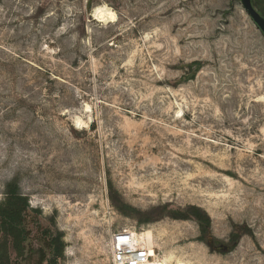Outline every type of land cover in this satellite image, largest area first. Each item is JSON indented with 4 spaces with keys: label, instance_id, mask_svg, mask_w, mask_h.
Returning a JSON list of instances; mask_svg holds the SVG:
<instances>
[{
    "label": "rangeland",
    "instance_id": "rangeland-1",
    "mask_svg": "<svg viewBox=\"0 0 264 264\" xmlns=\"http://www.w3.org/2000/svg\"><path fill=\"white\" fill-rule=\"evenodd\" d=\"M11 184L17 264L58 233V264H112L120 231L164 264H264V36L241 0H0V203Z\"/></svg>",
    "mask_w": 264,
    "mask_h": 264
},
{
    "label": "trees",
    "instance_id": "trees-1",
    "mask_svg": "<svg viewBox=\"0 0 264 264\" xmlns=\"http://www.w3.org/2000/svg\"><path fill=\"white\" fill-rule=\"evenodd\" d=\"M262 0H252L253 6L264 16V8L261 7ZM198 65L193 63L192 66ZM199 70H195L194 74ZM31 210L28 198L22 195L17 186L11 184L5 194V199L0 203V264H17L18 259H22L25 253V245L28 241L29 231L27 230L26 220ZM188 215L195 217L203 232H209L212 227L210 217L199 208H192ZM180 215V214H179ZM176 219L187 220L183 215ZM241 234L234 233L237 240L242 237ZM50 257L48 264H58L64 256L65 244L61 234L49 238ZM15 255V259H13Z\"/></svg>",
    "mask_w": 264,
    "mask_h": 264
},
{
    "label": "built area",
    "instance_id": "built-area-1",
    "mask_svg": "<svg viewBox=\"0 0 264 264\" xmlns=\"http://www.w3.org/2000/svg\"><path fill=\"white\" fill-rule=\"evenodd\" d=\"M109 248L112 264H162L149 239H144L139 232H116L110 239Z\"/></svg>",
    "mask_w": 264,
    "mask_h": 264
},
{
    "label": "water",
    "instance_id": "water-1",
    "mask_svg": "<svg viewBox=\"0 0 264 264\" xmlns=\"http://www.w3.org/2000/svg\"><path fill=\"white\" fill-rule=\"evenodd\" d=\"M241 4L245 12L248 14V16L264 36V16H262L253 6L252 0H241Z\"/></svg>",
    "mask_w": 264,
    "mask_h": 264
},
{
    "label": "bare ground",
    "instance_id": "bare-ground-1",
    "mask_svg": "<svg viewBox=\"0 0 264 264\" xmlns=\"http://www.w3.org/2000/svg\"><path fill=\"white\" fill-rule=\"evenodd\" d=\"M94 18L101 23H108V22L111 23V22H115L117 17L113 12H111L108 9L98 8L94 12ZM142 237L144 239L150 238L145 232L142 233ZM162 264H164L163 260H162Z\"/></svg>",
    "mask_w": 264,
    "mask_h": 264
}]
</instances>
